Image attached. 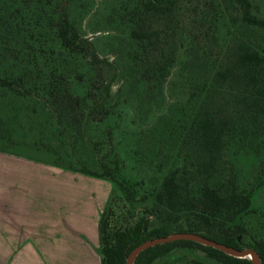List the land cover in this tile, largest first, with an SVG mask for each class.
Masks as SVG:
<instances>
[{"label":"trees","instance_id":"obj_1","mask_svg":"<svg viewBox=\"0 0 264 264\" xmlns=\"http://www.w3.org/2000/svg\"><path fill=\"white\" fill-rule=\"evenodd\" d=\"M177 1L0 0V150L113 181L99 220L102 264H126L141 243L175 232L252 248L264 264V237L238 221L264 185V0H225V11L212 20L223 53L208 57L203 48L195 58L184 52L183 40L172 46L164 36L161 23ZM86 19L93 32H107L116 64L87 37ZM104 67L111 76H103ZM129 67L136 80L125 73ZM119 69L126 84L114 93ZM151 83L166 102L152 112L142 105L153 126L133 142V157L138 164L148 160L158 181L127 177L119 159L78 154L77 144L62 138L71 133L78 140L90 120L120 116L114 106L132 107V97L143 104ZM246 156L254 175L242 186ZM182 259L252 264L187 239L151 246L134 264Z\"/></svg>","mask_w":264,"mask_h":264},{"label":"crops","instance_id":"obj_2","mask_svg":"<svg viewBox=\"0 0 264 264\" xmlns=\"http://www.w3.org/2000/svg\"><path fill=\"white\" fill-rule=\"evenodd\" d=\"M113 181L0 150V264H102Z\"/></svg>","mask_w":264,"mask_h":264},{"label":"rangeland","instance_id":"obj_3","mask_svg":"<svg viewBox=\"0 0 264 264\" xmlns=\"http://www.w3.org/2000/svg\"><path fill=\"white\" fill-rule=\"evenodd\" d=\"M225 0H178L173 16L166 22H162L161 26L165 27V34L167 40L175 46L183 40V50L186 54H190L192 58L202 56L204 54L203 48H207L208 57H216L219 53H223V40L216 39L213 36L214 23L212 20L217 12L225 11ZM166 23L168 25H166ZM219 24V22H218ZM84 28L86 29L87 37L94 41L98 51L102 56H107L115 64L118 61V53L113 51L110 47V42L104 38V34L107 32L90 30V24L88 19L84 21ZM211 28V29H210ZM254 40H262L257 32L251 34ZM164 40V42H167ZM263 47L264 43L262 42ZM210 53L214 54L211 56ZM82 64V63H81ZM102 70L103 76H111L112 72L104 67ZM118 73L120 75L113 83L112 92H116L119 88L126 84V80L122 77L121 69ZM125 73H130L131 78L136 80L134 76L136 70L132 68L126 69ZM137 84L138 81H137ZM139 86V85H138ZM140 87V86H139ZM159 86L155 87V83H151L149 93L143 98V104H141L140 97H132L130 100L131 105H123L121 102L115 110L117 113H122L120 116L110 117L103 122H96L90 120L88 123L87 131L85 135H82L75 140L71 136V133H65L62 135L63 139H66V143L69 147L76 143L78 146L77 153L108 157L109 161L119 159L123 162V173L127 177L133 179H142L149 181H158L156 172L150 167L149 161L145 160L143 163H136L133 157V150L137 147L134 145V141H137L138 136H142L147 131H151L153 122H150L141 114L142 105L145 108L153 107V110H158L164 105L166 100L158 92ZM124 94V93H122ZM124 96V95H123ZM117 100V98H115ZM115 104V103H114ZM137 110L139 114H136L133 118L134 111ZM150 112V113H151ZM6 113V112H4ZM127 113V114H126ZM131 115V116H130ZM151 115H149L150 117ZM112 125V126H111ZM110 128L112 136L107 131ZM41 128H36L37 134ZM15 130H18L16 128ZM22 130V129H21ZM29 131V133L33 132ZM22 134H15L17 137H21ZM52 136V135H51ZM61 136V135H60ZM108 138V139H107ZM144 137V141L148 143L149 139ZM75 140V141H74ZM74 141V142H73ZM153 141V139H151ZM147 143L143 146L146 147ZM28 154H31L30 150H25ZM253 159L249 156L240 159L241 166V184L246 186L250 180H252L254 172L252 170ZM253 203L251 209L243 214L238 221L247 226L250 233L256 238L264 237V185L255 189L253 194ZM174 264H190L188 259L177 260Z\"/></svg>","mask_w":264,"mask_h":264},{"label":"water","instance_id":"obj_4","mask_svg":"<svg viewBox=\"0 0 264 264\" xmlns=\"http://www.w3.org/2000/svg\"><path fill=\"white\" fill-rule=\"evenodd\" d=\"M180 239L193 240L205 245L213 246L236 257H249L252 260V264H260L261 261L260 254L252 248L238 249L194 232H175L167 236L148 239L141 243L132 250L127 258L126 264H134V260L138 254L151 246Z\"/></svg>","mask_w":264,"mask_h":264}]
</instances>
